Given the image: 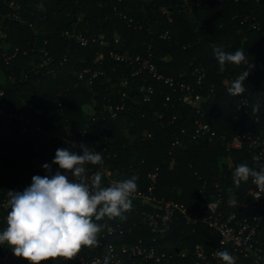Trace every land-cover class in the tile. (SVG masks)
Segmentation results:
<instances>
[{"label": "trees", "instance_id": "16d2710c", "mask_svg": "<svg viewBox=\"0 0 264 264\" xmlns=\"http://www.w3.org/2000/svg\"><path fill=\"white\" fill-rule=\"evenodd\" d=\"M22 14L34 23L39 38H47L48 51L54 60L55 76H47L44 68L39 71L35 65L41 56L35 52L20 54L10 64H0V90L6 108L30 121L27 128L29 149L34 150L42 163L50 162L57 144L42 139L31 131V127H54L69 130L87 128L89 143L92 137L103 127H110L107 138L101 142L100 149L111 166V172L118 179L138 177L137 189H146L149 180L147 174L158 167L154 194L157 198L174 199L186 204L193 212L201 214L211 193L228 191L238 194L237 198H225L221 209L224 212L235 211L241 217L243 211L238 203L246 195L248 188L254 186L251 178L237 185L231 179L232 167L238 161H251L248 150L231 149L226 151L228 139H221L226 133L231 137L236 129L243 130L249 119L259 115L257 122H251V128L264 134V0H19ZM44 4L41 11L38 3ZM119 10L143 24V28L127 25L113 10ZM248 16L247 20H241ZM76 23V28L89 43L85 46L66 39L62 30ZM258 23L259 29L252 27ZM150 26V30H148ZM9 47L15 45L25 48L27 41H33L32 31L28 27L9 25ZM167 31L162 38L160 35ZM94 38L95 41H91ZM213 46H219L227 52L243 50L246 58L254 62L253 73L243 81L244 92L230 94L227 89L234 82L227 80V73L247 71L245 67L226 64L223 71L214 56ZM110 51L118 54L147 56L159 73L173 78L191 79L195 67L205 72V82L200 91L206 100L201 106L207 121L217 137L212 141L200 139L184 140V148L173 147L174 134H180L179 128L190 130L192 121L197 117V104L182 105L177 100L178 93L172 94V105L165 106L164 96L171 89L144 71L141 75L130 76L132 65L112 58ZM102 55V58H99ZM66 57V61L59 62ZM85 67L94 70L105 69V75H99L89 88H72L78 79V73ZM15 75L11 83L8 75ZM186 74V76H180ZM122 75L128 78L126 86L121 85ZM109 79V80H108ZM153 82L158 85L150 102H132L128 98L126 107L118 111L115 119H102L97 107L104 98L113 93L125 91L127 95L140 100L139 85ZM213 87V96L209 93ZM66 88L68 90L66 91ZM60 91L61 95H58ZM92 91L96 93L92 96ZM247 95L251 106L244 114L236 109L240 96ZM61 105L58 106V103ZM89 104L90 112L84 105ZM95 104V105H94ZM259 105L257 109L256 106ZM93 112L96 118L91 119ZM158 114L162 117L158 119ZM173 114L175 123H169ZM16 126H4L0 123V182H16L31 176L26 157V148H19L17 140L21 136ZM148 133L151 139H146ZM104 147V150L102 148ZM80 154L81 149L75 150ZM57 170L54 169V172ZM61 172L65 170L61 169ZM225 175V185L214 188L218 177ZM200 176V177H199ZM202 180H206V198L198 193ZM102 179V185H105ZM152 203H132L131 212L126 221L141 225V210L150 211ZM135 226L124 241L132 243L149 231L145 226ZM217 236L210 235L209 228L198 223L194 231L185 225L183 218L176 214L171 229L161 238L166 250L172 255V264H193V247L196 243L215 245ZM185 252H180L183 249ZM234 257L235 264H253L251 260L239 256L227 249ZM125 264H131L126 262ZM152 264V263H147Z\"/></svg>", "mask_w": 264, "mask_h": 264}, {"label": "built area", "instance_id": "2783aa9c", "mask_svg": "<svg viewBox=\"0 0 264 264\" xmlns=\"http://www.w3.org/2000/svg\"><path fill=\"white\" fill-rule=\"evenodd\" d=\"M114 12L123 19L124 22L133 28H143V24L139 20H135L128 16L126 12L119 10L116 6H113ZM246 15L241 22L247 20ZM15 25L21 27H28L33 34V41H27V46L21 48L20 46L9 47L7 26ZM148 26V30H150ZM253 28L259 29L258 23L252 25ZM151 31V30H150ZM167 31L162 33L160 37L164 38L167 35ZM62 36L66 39L74 40L75 42L85 46L89 43V39L85 37L76 28V23L73 26L66 28L61 32ZM37 32V28L28 16L22 14V8L19 0H0V64L8 65L20 54L26 55L28 52H35L41 56L40 61L35 65L37 71L40 68H44V73L47 76H55L56 70L54 67L53 57L48 51L49 41L47 38L40 39ZM91 41H95L94 38ZM110 56L118 61H123L128 65H132L130 76L141 75L144 71L150 74L154 80L161 82L171 89V93H167L164 96V105H172V94L178 93L177 100L181 101L182 105L197 104L195 112L198 114L192 121V128L190 130L185 127H180V134H174L172 138V146L184 148V140L187 139H200L203 141H212L217 134L212 129L210 124L204 120L205 112L201 106L202 101L206 100L200 92L205 82V72L201 67H195L193 76L191 79L185 78H173L171 76H165L158 72L156 66L151 61V53L147 56H141L139 54L130 56L128 54H118L110 51ZM102 58V55H99ZM66 61L64 57L59 65H62ZM249 74L253 73L254 62L248 58L242 63ZM105 69L96 68L91 70L88 67L83 68L78 73V79L72 85V88L83 87L91 89L92 84L99 75L106 74ZM242 75L241 73H227L226 78L229 81L235 82V80ZM180 76H186L181 74ZM8 80L13 83L15 75L10 73ZM109 80V79H108ZM128 78L122 75L121 85L126 86ZM158 85L153 82L143 83L139 85L140 100L127 95L125 91L115 96L113 93L104 98V102L101 105H95L97 107V114L101 115L102 119L107 117L115 119L118 116V111L123 110L126 107V101L128 98L132 102H150L152 96L157 91ZM68 88H66V91ZM211 96H213V87L208 89ZM64 93L60 91L58 95ZM92 91V96L95 94ZM3 91L0 90V123L4 126H16L18 125L20 137L17 140V146L19 148H26L28 156L26 157L27 165L31 172V176L22 181L7 183L0 182V229L5 226V216L8 211L7 200L8 192L10 190L21 191L31 183V177L39 174L41 176L46 175V171L41 167L43 164L40 156L34 151L30 150L28 142L27 128L29 126V119L20 115L14 111H10L6 108V102L2 99ZM61 102L58 103V106ZM251 106L250 98L247 95L239 97L236 109L244 114L249 113V107ZM107 116V117H106ZM158 119L162 117V114H158ZM96 118L95 112H93L91 119ZM259 115H255L249 119V122L245 125L243 130L236 129L231 137H227L226 133L221 135V139L227 140L226 151L231 149H241L245 147L250 154L251 161L255 162V167H258L257 162L253 159L256 155L264 154V134L262 132H256L251 128V122H257ZM177 115L173 114L169 120V123H175ZM31 131L36 136H40L42 139H51L57 144V148H72L77 150L80 143H84L90 146L94 151H99L102 155V163L100 164H88L86 165V177L90 183L91 176L99 171L102 173V179H105L106 184L102 186H109L114 181L119 180L111 172L110 164L105 161L104 157H109L110 154H104L100 145L103 140L107 138L108 130L110 127L106 126L101 128L92 137L90 142H87L86 136L89 130L82 128L77 130L75 134H70L69 130H59L54 127L43 126H30ZM151 139L152 134L148 133L145 137ZM56 148V149H57ZM104 150V147L102 148ZM54 156V155H53ZM52 156V158H53ZM50 159V162L52 161ZM248 162L238 161L234 168L241 164ZM261 163H264V156H262ZM58 166L52 164L51 172L54 173V169ZM70 172V170H69ZM158 167L147 174L149 183L146 189H137L131 194V202L139 200L142 204L152 203L153 209L150 211L141 210L143 215V221L138 224L135 221L128 223L126 221L127 215L131 212V208L122 213V216L109 218L104 216L103 218L96 220L95 222L100 225V232L97 234V244L95 246H83L79 253L70 259L60 258H48L41 260L37 264H125L130 262L131 264H172V255L166 250V244L161 241V238L165 236L171 229L173 218L176 214L180 215L186 226H189L192 231L195 230L198 223H202L209 228L210 235H216L215 245H210V242L206 244L196 243L193 247V264H223L220 258L217 256L219 251L231 249L239 256L251 260L253 264H264V192H260L257 186L250 187L246 191V195L242 198L238 206L243 211L241 217H238L235 211L224 212L221 207L225 198H237L238 194L233 190L228 191L227 197H224L222 192L211 193L206 203V207L202 210L201 214L193 212L186 204L178 202L174 199L157 198L154 194V189L157 181ZM200 177V176H199ZM75 179V177H73ZM225 175L218 177L213 184L214 188H218L219 185H225ZM233 178V173L231 175ZM206 190V180H202L201 186L198 189V193L202 194L203 198H206L204 192ZM260 196V197H257ZM95 219V218H94ZM139 225L140 228L145 226L149 231L147 236H141L136 241L128 243L124 241V236L131 234L135 226ZM184 248L182 252H185ZM0 264H30V262L23 257H17L7 245L0 246Z\"/></svg>", "mask_w": 264, "mask_h": 264}, {"label": "clouds", "instance_id": "9594fccd", "mask_svg": "<svg viewBox=\"0 0 264 264\" xmlns=\"http://www.w3.org/2000/svg\"><path fill=\"white\" fill-rule=\"evenodd\" d=\"M37 7L44 10L42 2ZM213 53L221 71L226 64L240 65L246 61V54L240 49L227 52L213 46ZM247 76L248 71L227 91L243 93V81ZM79 147L80 154L72 148H57L52 161L41 165L48 174L33 175L30 185L23 190L8 192V211L5 226L0 229V246L7 245L15 256L26 258L30 264L48 258L70 259L83 246H95L100 232V225L95 221L104 216H122L132 207L130 196L137 191L138 177L119 179L105 187L102 186V173L97 171L89 183L86 165L102 163V155L84 143ZM262 156L264 154L253 158L258 167L241 163L234 168L233 178L237 185L251 178L257 189L264 192ZM52 164L58 166L54 173L50 171ZM217 256L223 264H235V257L227 250L219 251Z\"/></svg>", "mask_w": 264, "mask_h": 264}, {"label": "rangeland", "instance_id": "374dc122", "mask_svg": "<svg viewBox=\"0 0 264 264\" xmlns=\"http://www.w3.org/2000/svg\"><path fill=\"white\" fill-rule=\"evenodd\" d=\"M7 30H8V29H6V31H7ZM7 33H8V31H7ZM7 45H9V43H8ZM84 106H85V108H84V109H85L86 111H89V112H90V109H89V108H90V106H89V104H87V105H84ZM88 107H89V108H88Z\"/></svg>", "mask_w": 264, "mask_h": 264}]
</instances>
